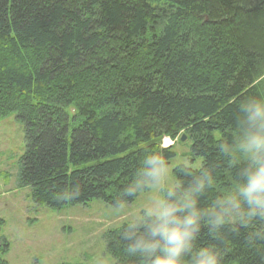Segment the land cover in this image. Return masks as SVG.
Wrapping results in <instances>:
<instances>
[{"label": "trees", "instance_id": "1", "mask_svg": "<svg viewBox=\"0 0 264 264\" xmlns=\"http://www.w3.org/2000/svg\"><path fill=\"white\" fill-rule=\"evenodd\" d=\"M263 76L264 0H0V119L23 123L17 184L36 204L129 203L152 183L148 158L175 155L162 139L184 133L201 166H175L164 203L210 175L197 207L215 206L237 172L219 147L235 135L238 101L264 95ZM134 221L105 234L114 264H145ZM250 234L201 227L193 253L264 264V239Z\"/></svg>", "mask_w": 264, "mask_h": 264}, {"label": "rangeland", "instance_id": "2", "mask_svg": "<svg viewBox=\"0 0 264 264\" xmlns=\"http://www.w3.org/2000/svg\"><path fill=\"white\" fill-rule=\"evenodd\" d=\"M182 135L162 139L175 155L160 182L148 183L133 201L114 207L94 198L54 208L36 204L29 187L17 184L25 146L23 123L14 113L0 119V242L8 245L4 258L9 264H114L105 248L106 232L155 208L157 199H164L163 189L176 186L175 166H201L202 159L191 155L190 138Z\"/></svg>", "mask_w": 264, "mask_h": 264}, {"label": "clouds", "instance_id": "3", "mask_svg": "<svg viewBox=\"0 0 264 264\" xmlns=\"http://www.w3.org/2000/svg\"><path fill=\"white\" fill-rule=\"evenodd\" d=\"M234 132L231 142L222 143L219 149L237 172L232 188L215 206L207 210L197 207L205 180L213 183V178L206 175L176 204L165 205L158 198L155 208L144 213L155 217L150 223H145L142 216L131 222L137 229H145L132 245L145 264H183L185 256L191 257V264H220V255L212 247H200L193 253V241L201 227L215 236L221 225L239 224L251 230L249 239H264V95H248L238 101ZM148 163L152 169L149 177L159 183L166 171L163 158L152 156Z\"/></svg>", "mask_w": 264, "mask_h": 264}, {"label": "water", "instance_id": "4", "mask_svg": "<svg viewBox=\"0 0 264 264\" xmlns=\"http://www.w3.org/2000/svg\"><path fill=\"white\" fill-rule=\"evenodd\" d=\"M181 139H185V135H182V136H181Z\"/></svg>", "mask_w": 264, "mask_h": 264}]
</instances>
